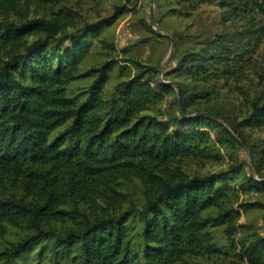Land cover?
Returning a JSON list of instances; mask_svg holds the SVG:
<instances>
[{"label":"trees","instance_id":"16d2710c","mask_svg":"<svg viewBox=\"0 0 264 264\" xmlns=\"http://www.w3.org/2000/svg\"><path fill=\"white\" fill-rule=\"evenodd\" d=\"M56 1L60 0H0V236L5 224L26 222L39 228L46 221L73 218L63 206L75 201L86 204L92 216H83L75 229L62 236L50 235L57 253L68 254L79 243L80 264H179L186 256L219 253L209 229L230 227L238 215L232 207L238 193L260 190L264 181L250 177L248 187L237 188L228 183L227 171L190 177L179 162L211 155L213 140L207 128L216 129L217 142L241 138L236 139L235 129L204 112L187 116V108L203 95L185 97L179 87L177 116L160 120L145 113L173 87L153 82L158 69L136 60L131 62L139 72L118 83L107 98L109 63L95 69L86 97L72 100L68 84L114 18L70 33L65 30L76 26V21L61 10L47 18H28L29 6ZM214 1L173 0L175 8L170 9L187 16L197 6ZM232 2L240 5L232 9L248 6L264 11V0ZM10 12L16 15L14 20ZM147 30L151 32V26ZM31 36L34 39L28 42ZM220 43L211 53L204 50L182 57L165 75H185L194 81L234 76V62L242 58L227 37ZM219 65L221 69L216 68ZM250 108L235 127L264 130V102ZM130 178L141 182L145 197L137 214L142 224L140 254L132 248L129 235L131 213L115 211L122 203L118 182ZM8 183L19 185L36 203L8 195ZM212 207L218 209L216 216L202 215ZM38 239L26 237L1 251L0 259L8 263L18 258ZM235 248L246 264H264V237L251 236Z\"/></svg>","mask_w":264,"mask_h":264},{"label":"rangeland","instance_id":"374dc122","mask_svg":"<svg viewBox=\"0 0 264 264\" xmlns=\"http://www.w3.org/2000/svg\"><path fill=\"white\" fill-rule=\"evenodd\" d=\"M234 5L240 6L232 0H216L211 4H201L190 15L182 16L171 12L170 8H175L173 0H153L152 3L151 0H60L46 6L31 5L27 16L47 18L59 10L69 13L77 25L67 28L66 33L101 19L114 18L79 64L77 77L67 86L68 97L77 102L84 99L95 77V69L105 63L110 64L108 81L104 87L105 98L118 83L139 72L131 60L154 66L158 73L152 81L159 82L161 76L166 82L172 83L173 90L159 102L151 104L150 110L145 113L154 114L160 120L177 116L176 89L179 87L185 97L203 95L187 108V116L197 112L216 114L220 118L216 119L218 122L228 129H235L236 139L243 140L217 142L216 129L207 128L213 140L211 155L182 159L179 162L180 169L190 177L227 171L228 183L238 188L240 185L248 187L251 184L250 177L258 182L264 181V130L235 127L250 112L251 104L264 102V11L259 8L249 10L248 6L246 10H236L231 8ZM151 9L155 25L150 23ZM232 10L236 14L232 15ZM8 16L12 20L16 18L12 12ZM147 26H151V32ZM226 37L242 58L234 62L235 77L220 76L207 81H194L185 75H165L182 57L202 54L204 50L211 53ZM33 39L29 37L28 42ZM171 39L174 43L172 51ZM216 68L222 67L219 65ZM118 190L122 194V203L115 211L131 213L132 220L127 222L129 235L132 248L140 254L143 244L139 232L142 224L137 214L145 205L142 184L138 179L130 178L119 181ZM6 192L10 196L22 198L26 203L37 201L19 185L8 183ZM249 202H259L262 207H239V204ZM232 207L238 215L230 227L221 224L209 229L219 253L186 256L185 261L179 264H246L239 257V249L235 245H240L242 240L250 239L251 236L264 237V188L240 191ZM63 208L73 218L46 221L39 228L26 222L19 226L5 224L4 233L0 236V252L28 236L39 239L18 258L8 263L0 259V264H80L79 243H75L68 254L57 253L55 239L50 234L62 236L75 229L77 220H82L83 216L91 217L92 213L86 204L75 201L68 202ZM217 213L218 209L212 207L202 215L214 217ZM45 232L46 236L43 234Z\"/></svg>","mask_w":264,"mask_h":264},{"label":"water","instance_id":"95a60500","mask_svg":"<svg viewBox=\"0 0 264 264\" xmlns=\"http://www.w3.org/2000/svg\"><path fill=\"white\" fill-rule=\"evenodd\" d=\"M152 1H153V0H151V3H152ZM150 23H151V25H155V24H156V20H155L154 13H153V10H152V9H151V13H150ZM173 46H174V43H173V41H172V39H171V45H170V49H171V51H172V49H173ZM170 53H171V52H170ZM164 83H168V84L172 85L171 82H166V81H165ZM179 110H180L182 116H186V115L183 113V111H182L180 105H179ZM206 114H208V115H210V116H213L214 118L220 119L216 114H212V113H206Z\"/></svg>","mask_w":264,"mask_h":264},{"label":"built area","instance_id":"2783aa9c","mask_svg":"<svg viewBox=\"0 0 264 264\" xmlns=\"http://www.w3.org/2000/svg\"><path fill=\"white\" fill-rule=\"evenodd\" d=\"M159 82H165L164 79L161 78V76L159 77Z\"/></svg>","mask_w":264,"mask_h":264}]
</instances>
